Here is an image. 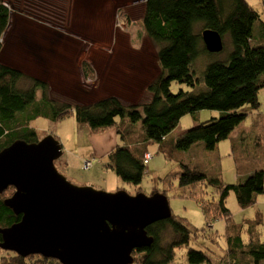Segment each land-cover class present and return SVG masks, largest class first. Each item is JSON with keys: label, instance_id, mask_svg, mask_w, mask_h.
<instances>
[{"label": "trees", "instance_id": "obj_1", "mask_svg": "<svg viewBox=\"0 0 264 264\" xmlns=\"http://www.w3.org/2000/svg\"><path fill=\"white\" fill-rule=\"evenodd\" d=\"M14 1L17 0H0V52L2 37L10 24L12 10L9 4ZM23 1L18 0L19 3ZM258 24L260 33L255 37ZM143 27L146 36L159 48L161 72L148 84L147 101L128 107L113 95L89 103L82 108V113L79 112L81 122L86 123L93 133L116 129L120 140L108 154L106 166L122 183L135 188L144 180L146 156L150 154L151 144H158L159 153L169 161L176 156V151L187 152L195 146L214 151L220 142L230 138L250 113L259 108V94L264 90V22L248 0H145ZM205 30L217 32L223 40L224 50L229 45L231 51L227 61L208 63L202 77L196 73L199 61L215 54L205 48L202 39ZM92 69L89 68L91 74ZM23 78L21 71L0 63V152L17 140L37 143L39 137L31 127L32 122L37 118L58 122L68 115L72 106L76 107L50 100L47 84L41 80H32V86L27 89L20 88L19 82ZM173 83L185 85L188 90L181 88L178 93H173ZM39 88L41 96L38 99ZM246 106L249 113L248 110L244 112ZM203 110L218 112V116L194 125L175 140L171 138L175 137L173 132L182 117ZM261 138L262 135L256 148L261 147ZM235 149L234 142L236 154ZM181 167L180 187L206 184L216 192L217 199L211 197L205 202L207 222L219 219L227 222L228 259L214 263L206 251L190 247L188 263L264 264V218L257 207L258 196L264 195V170L252 173L238 184H225L220 175L210 176L198 166L181 164ZM14 190L9 187L0 193V229L8 228L22 218L4 203ZM231 192L235 193L242 209L255 207L253 218H245L241 223L232 220L227 207ZM208 225V228L213 227V223ZM197 231L189 222L174 215L149 226L147 232L154 242L150 247L134 252V264L172 263L178 248L189 246ZM168 234L170 243L165 245ZM0 264L61 263L41 255L24 258L0 248Z\"/></svg>", "mask_w": 264, "mask_h": 264}, {"label": "rangeland", "instance_id": "obj_2", "mask_svg": "<svg viewBox=\"0 0 264 264\" xmlns=\"http://www.w3.org/2000/svg\"><path fill=\"white\" fill-rule=\"evenodd\" d=\"M248 2L264 22V0ZM144 3L145 0L14 1L9 4L12 13L1 41L0 63L24 74L19 82L20 88L27 89L32 86V80L38 79L47 84L50 100L76 106H72L68 115L58 122L37 118L31 124L40 139L53 134L59 140L63 155L56 161V167L69 181L105 192L124 190L130 195H166L172 215L186 220L198 230L196 235H192L189 246L178 248L175 260L169 264H189L187 254L190 247L206 251L214 263H220L228 259L227 222L224 219L207 222L204 212L205 202L211 197L216 198V192L206 184L180 187L181 164L198 166L213 177L220 175L225 184H238L236 162L242 171L246 170L245 166L242 167L244 164L260 167L264 162V141L261 152L259 147L244 150L240 146L244 137L242 124L236 132L235 143L240 146L236 157L228 140L220 142L217 151H206L202 146H195L187 152L176 151V156L170 161L159 153L158 144H151V159L146 165L144 180L140 187L135 188L122 183L106 166L108 154L120 140L116 129L97 134L81 122L79 112L82 113V108L100 94L115 95L128 107L147 101L148 84L161 72L159 48L146 36L143 27ZM259 33L258 24L254 36ZM230 51L228 45V49L210 55L207 60L201 59L196 70L198 76L203 77L204 68L211 61H227ZM89 68L94 69L92 74ZM181 88L188 90L185 85L173 83L171 91L178 93ZM37 92L39 99L41 89ZM248 108L246 106L244 112ZM214 113L218 116V112L208 110L185 115L173 132L175 137L171 138L175 140L194 125L209 121L215 117ZM250 122L248 117L244 126ZM78 159L92 160L93 165L90 169H80ZM227 207L235 223L255 216V207L242 209L234 192L227 199ZM257 207L264 218L263 194L258 196ZM209 223H213L212 228H208ZM244 238L248 240L246 235ZM168 242L170 234L164 244Z\"/></svg>", "mask_w": 264, "mask_h": 264}, {"label": "water", "instance_id": "obj_3", "mask_svg": "<svg viewBox=\"0 0 264 264\" xmlns=\"http://www.w3.org/2000/svg\"><path fill=\"white\" fill-rule=\"evenodd\" d=\"M202 39L208 52L224 50L217 32L205 30ZM62 155L53 135L17 140L0 152V193L14 187L4 203L22 216L0 229V248L61 264H134V252L154 242L147 228L172 217L167 196L77 185L56 167Z\"/></svg>", "mask_w": 264, "mask_h": 264}, {"label": "crops", "instance_id": "obj_4", "mask_svg": "<svg viewBox=\"0 0 264 264\" xmlns=\"http://www.w3.org/2000/svg\"><path fill=\"white\" fill-rule=\"evenodd\" d=\"M261 92L259 94V102L261 104L260 107H259V109L257 111H254V112H252V113L249 114L248 117L251 120V122L249 123V125L247 124V125L244 126V122L246 120L242 123L243 124V127H244L243 133L246 132L247 134L244 135V137L242 139V142L240 143V146L244 150H246V151L248 149H251V148L256 149L257 140H258V138H259L260 135H262L260 152L262 151V143L264 141V92L262 94H261ZM214 115L216 116L215 113H214ZM46 122H50V121H46ZM51 125H53V123H51ZM238 129L239 128H237L233 132V134H231L230 138L227 139L228 141H230V143L232 145V148H233V144H234V142L236 140V132L238 131ZM258 134H260V135H258ZM63 144H64V142H63ZM235 145H236V143H235ZM240 146L238 147L236 145V149H235L236 154L234 153V150H232V153H234L235 157H236L237 153L240 150ZM218 149H219V146H217V148H216L215 151H217ZM64 152H66V151H64ZM257 155H258V153L255 152V156H257ZM83 162H84V159H78V161H77L78 167L80 169L83 167ZM236 166H237V178L239 177L238 178V182H243L249 175H251L252 173H254L256 171L264 170V162H263V164H261L260 167L252 166L251 164H244L242 166V167H244V166L246 167V170H244V171H242L241 169H238L237 163H236ZM216 168H217L216 170L218 171L219 167H217V165H216ZM71 181L74 182V183H76L73 180H71Z\"/></svg>", "mask_w": 264, "mask_h": 264}, {"label": "built area", "instance_id": "obj_5", "mask_svg": "<svg viewBox=\"0 0 264 264\" xmlns=\"http://www.w3.org/2000/svg\"><path fill=\"white\" fill-rule=\"evenodd\" d=\"M150 159V156L148 155L147 156V159H146V163L148 162V160ZM92 167V161L91 160H87L83 163V168L84 169H89Z\"/></svg>", "mask_w": 264, "mask_h": 264}, {"label": "bare ground", "instance_id": "obj_6", "mask_svg": "<svg viewBox=\"0 0 264 264\" xmlns=\"http://www.w3.org/2000/svg\"><path fill=\"white\" fill-rule=\"evenodd\" d=\"M108 96H113V95H111V94H109V93H107V94H100V95H98L96 98H95V100L93 99V101L91 102V103H93V102H95V101H98V100H100V99H103V98H106V97H108ZM246 120V119H245ZM244 120V121H245ZM243 121V122H244ZM204 149V148H203ZM215 151V150H214ZM150 156V155H149ZM150 158H151V156H150ZM146 159H147V156H146Z\"/></svg>", "mask_w": 264, "mask_h": 264}, {"label": "clouds", "instance_id": "obj_7", "mask_svg": "<svg viewBox=\"0 0 264 264\" xmlns=\"http://www.w3.org/2000/svg\"><path fill=\"white\" fill-rule=\"evenodd\" d=\"M32 123H33V122H32ZM32 123H31V124H32ZM31 127H32V125H31ZM32 128H33V127H32ZM52 135H53V134H52ZM53 136H54V135H53ZM54 137H55V136H54ZM55 138H56V137H55ZM39 139H40V138H39ZM56 139H57V138H56ZM149 155H150V154H149ZM150 159H151V158H150ZM150 159H149V160H150ZM149 160H148V161H149ZM86 161H87V160H86ZM91 161H92V160H91ZM84 162H85V161H84ZM84 162H83V163H84ZM147 163H148V162H147ZM92 165H93V162H92ZM89 169H90V168H89ZM152 195H153V194H152ZM165 196H166V195H165Z\"/></svg>", "mask_w": 264, "mask_h": 264}]
</instances>
